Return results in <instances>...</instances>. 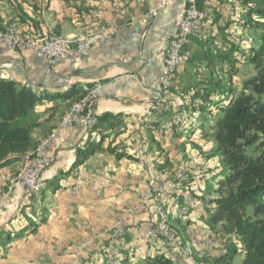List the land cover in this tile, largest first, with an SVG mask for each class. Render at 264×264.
<instances>
[{"label": "crops", "instance_id": "1", "mask_svg": "<svg viewBox=\"0 0 264 264\" xmlns=\"http://www.w3.org/2000/svg\"><path fill=\"white\" fill-rule=\"evenodd\" d=\"M160 1L0 0V27L5 26L8 16L18 18V11L22 10L26 17L19 22L20 30L31 38H40L49 29L63 36L90 32L102 24L116 29L112 39L91 47L79 67L61 61L52 72L32 49L11 50L0 44V77L50 93L63 92L72 85L80 89L71 99L43 100L26 115L28 121L15 120L23 125L35 123L34 140L59 121L72 100L92 87H96L94 108L99 118L93 131L71 126L64 130L63 142H53L50 147L53 161L42 173L44 188L39 196L27 199L19 186H15L9 205L13 209L17 206V211L11 216L10 208L0 209V230L15 236L4 249L0 247V264H64L69 253L85 238H92L93 243L82 253L84 263L109 264L102 249L108 243L120 206L124 201H135L142 193L151 168L159 165L164 168L161 170L173 172L185 163L192 166L195 162H205L190 142L202 143L200 140L206 136L212 117L198 112L199 118H195V112L187 111L186 101L176 95L178 90L161 112L149 111L150 101L159 95L156 80L164 61L163 36L174 32V20L181 14V5L167 4L146 25L132 18L142 16ZM221 2L225 0H205L201 6L211 11L212 18L204 24L202 38L190 39L191 60L173 78L180 87L191 79L195 65H207L204 55L212 43L230 46L235 42L229 35L233 31L228 30L231 18L221 11ZM199 84L207 86L206 81ZM200 121L202 125L197 127ZM101 135H104L103 148L111 144L134 159L117 158L102 149L72 168L76 148L87 139L97 141ZM191 154L193 160H188ZM18 164L21 159L0 168V189ZM204 176V180L208 178L207 174ZM182 198L188 197L183 194ZM191 211V218L205 219L202 207ZM155 218L153 210L145 209L128 219L124 238L116 244L124 255L122 264H138L146 256L170 253L159 240L142 238L143 228ZM130 245L133 252L127 250Z\"/></svg>", "mask_w": 264, "mask_h": 264}, {"label": "rangeland", "instance_id": "2", "mask_svg": "<svg viewBox=\"0 0 264 264\" xmlns=\"http://www.w3.org/2000/svg\"><path fill=\"white\" fill-rule=\"evenodd\" d=\"M220 8L221 11L225 13V17L231 18V26L228 28V30L233 31V33H230L229 35L232 36L235 42H232V45L230 46L228 44L221 45L212 43L211 47H208L207 54L204 55L207 56V65H195V71L193 72L191 79L189 78V80H187V82H185L181 87L179 86L180 84L173 82V78L179 69L173 74L170 80L168 103L171 100V96H173L178 90L176 95L179 99L186 101L185 107L187 111L195 112V118L197 119L199 118V116H197L198 112H206L210 118H214L218 114V106L227 103L231 95L233 96L240 91L242 81L254 73L253 67L248 62V55L252 49L259 44V42L262 40V35H264V0H225V2L220 3ZM209 14L210 17L204 22V24L212 18L210 10ZM226 14H228V16H226ZM19 22L20 20L17 17L8 16L5 26L0 27V31L7 30L9 24L13 25L14 29L17 30V32H19L21 35V39H25L28 42V46H42L43 43L46 42L47 36L51 34L64 40L84 37L85 35L90 34L88 30V32L86 31L77 35L63 36L56 33L53 29H49L42 37L31 38L22 34ZM208 44L210 45V43ZM225 54L227 55L224 56ZM189 60H191V55L186 60L184 65L187 64ZM82 61L78 66H74L72 63L71 64L74 67H79ZM5 64L7 65L8 63ZM201 71L206 72V75ZM199 79L210 82L211 93L207 95L206 99L200 96V93L205 90L206 87H203L199 84L201 83ZM174 84L176 87H173ZM229 87L233 90L231 94L227 90ZM92 88L96 89V87ZM87 90L83 94L79 95L78 98L71 101V104L68 106L67 110H65L63 114L61 112L62 115H60L61 117L59 121L55 123L50 130L43 134L41 138L52 135L54 130L60 127L61 119H63L65 114H74L76 112V105L74 103L76 101H81V99L86 95ZM95 96L96 90L93 101L90 105H87L94 110ZM159 96L160 91L159 95L154 100L150 101L149 111L151 113L161 112L162 109L168 105L167 103L164 105L165 107L155 108L152 111L150 106L158 99ZM20 118V122L30 120L26 117V115ZM201 123L202 122L200 121L197 127L202 125ZM96 125L93 128H88L84 125H69L65 129L71 126H77L82 127L86 132H91L96 128ZM201 129L204 130V128ZM39 138L34 140V147ZM64 140L65 138L63 136V140L59 141L63 142ZM54 141L55 140L51 142V145ZM200 141L202 142L201 144H196L193 142H190V144L201 154L200 157L202 161H205L203 164L201 162H193L194 164L190 166V163H185L173 172L163 171L161 170L163 167L161 168L159 165H155L156 167L153 166L151 168V173L149 171L148 178L144 182V189L142 193H139L138 196H136L135 201H127L129 204H131V206L135 207V209L131 213L123 216V204H121L113 226L111 227L110 236L107 239L108 243L102 249L103 257L108 261L109 264H116V261H114V257L112 256L113 252H118L120 254L121 258L119 264H122L124 255L122 254L123 252L120 253V251L116 248V244L118 241H121L124 238L128 219L145 209L153 210L156 218L153 223H150V225L143 228L142 234H144V232L148 229H157L158 224L161 221V223L168 228L169 235L160 234L154 239H146L144 235H142V238L149 241L159 240L161 243H163L168 248L170 253L163 251L160 254H164L165 256L173 259L176 264H179L180 261L186 262L188 264H228L226 260L227 258L224 259V255L227 254L228 248H231L232 246L236 247L237 250L233 254L231 264H242L241 244L239 246L236 237L229 236L228 239H226L222 236L218 229L209 226L205 219L199 220L198 217L194 218L193 216L191 218L190 216V213L192 212L191 210L202 207V209H204L206 212L205 217H207V211L205 209L206 202L202 199V197L207 198L213 195L215 179H218L225 172V168L218 152L216 151L213 139L207 135ZM34 147H32V149ZM50 157L51 161L49 166L53 161L52 153H50ZM192 158V154L191 156H188V160H193ZM21 168L22 161L21 164L16 165V167L11 170L10 176L7 178V181L1 189L11 186L12 193L15 189V186H19L18 184H14L13 180L17 179V172H19V169ZM205 174H207L208 178H205L204 180L203 177H205ZM216 174H219L220 176L218 175L217 178H214ZM19 188L22 190L23 196H26L27 199H31L33 196L40 195L42 189L44 188V183L43 180H41L40 190L38 192H31L20 186ZM183 194H186L188 198L183 200ZM9 199L6 205L0 209L10 208V215L13 216L18 207L15 206L13 209L11 204L9 205ZM143 199L144 202H142ZM261 199L264 201V193L261 195ZM201 203L204 205H201ZM158 208H160V214L158 212ZM248 210L251 212L252 208L249 207ZM171 220H173L172 222H175V224L178 226L173 225ZM0 233H4L3 237L9 239V241L4 245V249L5 246L15 238V236L11 232H6L3 229L0 230ZM92 243V238H85L84 240H81L78 244V248H76L75 251H71L69 253V259L64 264H73L75 262L76 264H85L82 253L87 249L86 247H90ZM130 246L133 247V245ZM130 246L127 247L128 251Z\"/></svg>", "mask_w": 264, "mask_h": 264}, {"label": "trees", "instance_id": "3", "mask_svg": "<svg viewBox=\"0 0 264 264\" xmlns=\"http://www.w3.org/2000/svg\"><path fill=\"white\" fill-rule=\"evenodd\" d=\"M204 1L196 0L197 7L201 8ZM25 17L19 10L18 19L23 21ZM248 62L254 73L242 81L237 94L218 106V114L207 126L205 135L213 139L225 172L216 179L213 195L202 199L206 202L207 224L218 229L222 236L239 240L242 264H264V201L261 199L264 193V35L248 55ZM206 82L208 86L200 93L205 99L211 93L210 82ZM227 90L230 94L233 92L230 87ZM79 92L80 89L72 85L63 92L50 93L0 77V168L19 161L34 147L35 123L18 124L16 119L27 115L45 99H70ZM103 140L104 135H101L97 141L87 139L77 147L72 168L102 149L117 158L134 159L111 144L103 148ZM3 235L0 233V247L9 241ZM236 250L234 246L228 248L224 255L228 264ZM138 264L176 263L164 254H156L146 256Z\"/></svg>", "mask_w": 264, "mask_h": 264}, {"label": "built area", "instance_id": "4", "mask_svg": "<svg viewBox=\"0 0 264 264\" xmlns=\"http://www.w3.org/2000/svg\"><path fill=\"white\" fill-rule=\"evenodd\" d=\"M173 2H178L181 5V14L174 20V32L165 33L163 36L164 61L156 80L160 96L151 104L152 111L155 108L165 107L164 105L168 103L170 80L173 74L191 55V51L188 48L190 39L191 37L203 36L204 22L210 17L209 10L197 7L196 0H162L154 6H150L142 16H134L132 21H138L140 24L146 25L167 4ZM115 33L116 29L112 25L102 24L91 30L90 34L84 37L70 40H57L51 34L47 36V40L42 46H28V42L25 39H21L19 32L14 29L13 25L9 24L7 30L0 31V44H3L11 50L25 47L32 49L38 57L45 60L48 71H51L61 61H69L74 66H78L92 46L99 41L112 39ZM95 90V88L88 89L81 101L74 103L76 105L74 116L61 119L60 127L54 130L52 135H49V137H40L37 143H35L33 152L22 156V168L17 172V179L13 180L14 184H18L20 187L31 192H38L40 190L42 173L51 161L49 153L51 142L56 139L63 140V131L69 125H84L88 128H93L96 125L98 114L96 110L87 106L93 101ZM10 193L11 186L0 190V208L6 205ZM142 202H144V199ZM122 204L123 216L131 213L135 209L127 201H124ZM158 212L160 214V208H158ZM160 234L169 235L168 228L161 221L157 229H148L143 235L146 239H154ZM129 250L133 252V247L130 246ZM112 256L116 264H119L120 254L113 252ZM73 264H76V262Z\"/></svg>", "mask_w": 264, "mask_h": 264}, {"label": "bare ground", "instance_id": "5", "mask_svg": "<svg viewBox=\"0 0 264 264\" xmlns=\"http://www.w3.org/2000/svg\"><path fill=\"white\" fill-rule=\"evenodd\" d=\"M54 39H57V40H64V39L57 38V37H55V36H54ZM75 110H76V108H75ZM71 111H72V110H71ZM74 114H75V113H74ZM74 114H73V113L65 114V115L63 116V119H66L67 117L74 116ZM32 152H33V149L27 151V153H32ZM27 153H26V154H27ZM26 154H25V155H26Z\"/></svg>", "mask_w": 264, "mask_h": 264}]
</instances>
